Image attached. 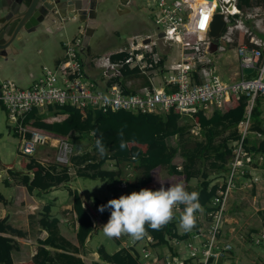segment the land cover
<instances>
[{
	"label": "crops",
	"instance_id": "obj_1",
	"mask_svg": "<svg viewBox=\"0 0 264 264\" xmlns=\"http://www.w3.org/2000/svg\"><path fill=\"white\" fill-rule=\"evenodd\" d=\"M133 1L134 4L128 6L129 10L124 11L122 14L118 13L116 9H111L109 11L103 9L100 10V12H102L100 16L102 27L90 37L88 47H85L82 43V47L79 49L80 59L83 61L86 75L90 80L95 81L100 88H104L112 83H117L121 84L129 92L140 93L144 91L145 88H150L152 86L163 87L169 91L173 90L177 88L176 85L166 84L171 65L181 61L185 52L181 45L165 41L161 30L154 23V16L148 15V12L142 6L143 1L145 0ZM257 3L258 0H251V5L245 8H250ZM8 8L9 6L6 3V0H0V14ZM152 11L154 15H156L157 11L153 9ZM74 22L75 24H73V27L60 29L57 27L59 22L56 20H47L43 24H40L36 31L22 37L16 42L17 44L14 48V53L10 55L8 59L0 58V83L12 80L22 87H29L37 81L44 66L52 68L58 67L65 59L64 44L74 38L81 37V31H83V29L77 18L74 19ZM230 25L232 24L228 22L227 27L223 32V38H220L218 49L212 52L210 51V45L209 53L207 55V60H210V65L207 62L198 66L191 72L193 82H203L206 79L204 68L208 67H214L216 71L220 70L224 75H228L229 80H225L224 77L219 74L221 78L227 82L241 78H252L254 76L255 73H253V69L252 72L249 73L242 69L237 51L235 53L232 52L233 47H236L237 42L239 41V34L234 32L228 34L227 30L228 28L230 29ZM126 28H128L131 33L129 36L131 41L138 40L149 43L152 49L149 58L152 59L155 57L158 59L159 62L156 65L157 67L152 68L149 74L143 73L140 69L131 68L127 65L120 68L117 66H109L107 69L98 66L97 61L100 57L109 56L113 63H117L119 60L125 59L128 56L127 50L129 48H126L127 46L118 45L119 39ZM211 39V41H213L212 37ZM245 40L246 39L244 38L241 42H247V40ZM139 51L141 50H137V52ZM225 52L227 53L226 55ZM124 55L125 57H122ZM257 95L262 98L263 112L261 117L263 123L261 126L263 130L264 95L261 93H258ZM232 107H234V104L232 100H230L223 108L215 107L210 111L200 110L199 112H201L205 118L209 119L215 114L224 113ZM48 108L49 106L44 109H39L40 111L37 114V117H40L46 122H60L67 117V114H57L55 109L50 110ZM188 118L190 119V131L195 124H199L200 134L199 136H194L203 140L202 124L195 119V116L181 115L180 123H186ZM245 119L246 115L242 121ZM33 120L34 119H32L30 123H32ZM242 121H240V123ZM240 123L238 125L239 137L234 140H232L233 138H230L229 140L228 137H231L233 128L225 127V122H222L218 128L220 135L215 139V142L220 143L223 139L227 138L228 143H231L232 150H234L236 141L242 136ZM256 131L259 130H254L251 126L249 133H253L254 136L249 138L247 135L246 141L247 150L254 158L264 155V153L255 150L263 142L257 136ZM6 137H9V140H19L17 143L18 152L21 154L19 151L21 141L20 135L15 129L8 112L0 103V145L3 144V140ZM169 139L170 138L167 140L168 143L174 145L169 142ZM81 142H86L87 146L92 148V140L90 138L88 140L82 139L80 143ZM41 147L42 146L38 148L34 156L29 157L21 154L26 161L18 160L19 165H21L20 169H16L14 166L13 163L16 162L15 160H10L9 157L2 152L4 164L2 165V163H0V197H2V200L0 201V220L6 219V224L18 232L2 231L0 232V235L13 239L14 245L10 251L12 263L116 264L115 262L110 263L101 256L100 249H104V251L111 256L123 250L129 252L131 256L136 258L138 263L141 264L142 255H139L140 250L137 248L139 245L138 241L133 242L127 235H122L119 239H109L102 231V226L107 223L109 218L106 217L105 211L101 213L98 210L100 205L96 203V199L108 200L112 197L119 198L121 196L119 195V192L116 195H112L110 198H104L103 196L97 198L94 197L90 198V201L87 202L85 200V191L88 189L87 187L89 186V183L86 184V181H83L101 180L107 191L113 190L117 187V189L122 191L123 195H127L129 194L130 187H133L136 191L140 188L133 186V183L137 180V177L134 178L136 172L128 167L125 170L124 176L114 182L102 179H90L78 176L77 174L72 175L68 173L70 176L69 180L61 181L59 184L53 185L46 190L41 188H33L32 190H29L27 184L24 182V177L25 175H28L30 180H33L35 174L24 165L32 158L45 164L55 162L56 148L47 145L45 149L42 150ZM51 155L54 156V159ZM181 163H183V161ZM109 166H111V164H109ZM255 168L254 175L258 178L255 183H257L262 175L259 173L258 168ZM193 180L190 182V185L196 187L195 181L197 179ZM93 185L97 184L94 183ZM250 185L253 184L251 183ZM243 187L244 186H241L234 190L228 200L226 212L227 221L225 222L222 234L220 235L219 245L224 247L226 244L230 243L232 249L225 253V256L220 261H213L211 264H258V258L256 255L246 252L244 242L251 238L254 233L262 232L264 229V213H262L263 215H260L259 218V212L262 211H258V209L255 208L258 215H255L254 220H252L249 214L250 209L248 207L242 209L240 205L241 202H239L240 196H238L237 190H240ZM219 188L217 189V193ZM235 191L237 192L235 193ZM77 195L81 200L82 207L80 208L87 211L92 222V229L86 236L82 235L80 231V210L79 204L76 201ZM47 206H50L49 210L46 208ZM176 208L177 209H174L175 218L172 221H175L180 235H189L188 240L184 241L177 238L170 240L171 247L174 248V251L169 246L158 242L154 235L147 231L146 243L143 245L142 250H149L148 248L152 247L157 251V254L153 255V257H158L159 259L167 256H172L175 259L185 258L186 261L189 260L187 264H196L195 261L192 262L189 258L181 256L179 251L183 248L189 250L187 244L193 240L194 236L198 232H203L209 229V219L207 220L209 217L201 209L195 214L196 223L193 229L185 232L183 229H179V218H176V216L182 211L181 207L177 206ZM111 240H113V242ZM201 240H203V238H201ZM174 241H178V244L175 245ZM231 241L236 242L238 250L234 248ZM163 246H165L166 249L161 252L160 248ZM168 252H170V255H163ZM161 253L162 255H160Z\"/></svg>",
	"mask_w": 264,
	"mask_h": 264
},
{
	"label": "built area",
	"instance_id": "obj_2",
	"mask_svg": "<svg viewBox=\"0 0 264 264\" xmlns=\"http://www.w3.org/2000/svg\"><path fill=\"white\" fill-rule=\"evenodd\" d=\"M157 13L154 23L159 27L166 42L181 45L185 52L182 60L171 65L167 85H176L173 90L152 86L142 92H129L121 84L112 83L104 88L90 80L86 75L79 49L82 38H74L65 45V59L56 68L44 66L40 76L33 85L22 87L15 81L0 83V103L20 135L19 151L24 156H34L40 146L56 148L55 162L59 165H72L75 155L74 144L67 137L54 135L32 128L24 123L26 115L34 108L44 109L53 105H72L77 108H92L108 111H130L133 113H155L165 115L172 109L181 115H194L200 110L210 111L212 108H223L231 100V96L245 94L250 97L246 119L240 123L242 136L236 141L234 155L230 162V170L224 183H220L218 193L213 200V209L208 212L209 229L198 232L187 246L189 259L196 264H211L220 261L232 245H219L220 235L227 221V203L231 193L241 186H250L258 178L254 175L255 166L264 164V155L254 158L247 150V135L251 128V112L256 95H264V49L263 45L242 43L237 47V54L242 69L252 68V78H241L224 81L214 67L204 68L206 79L193 82L191 72L198 66L209 63L207 55L212 43L209 37L210 25L218 5L228 22L240 14L237 0H145ZM220 2V4H219ZM225 3H231L227 6ZM231 27V25H230ZM223 38V37H222ZM137 50H141L137 52ZM125 59L113 63L109 56L100 57L98 66L107 69L109 66H129L149 74L157 67L158 59H150L152 49L144 41H131ZM153 55V54H152ZM191 132L200 134L199 124H195ZM264 140L263 130L256 131ZM45 164V163H43ZM181 169V166H179ZM251 175V176H250ZM203 238V240H201ZM257 239V242H260ZM178 244V241H174ZM202 253V255H201ZM201 255V256H200ZM166 264H187L185 258L164 257ZM141 264H159L160 259L153 257L149 250H144ZM190 264V263H188Z\"/></svg>",
	"mask_w": 264,
	"mask_h": 264
},
{
	"label": "trees",
	"instance_id": "obj_3",
	"mask_svg": "<svg viewBox=\"0 0 264 264\" xmlns=\"http://www.w3.org/2000/svg\"><path fill=\"white\" fill-rule=\"evenodd\" d=\"M250 5L251 0H237V7L241 11ZM239 17L240 14L233 16V18ZM249 99L250 97L245 94L233 95L231 100L234 107L224 113L215 114L209 119L205 118L201 112L194 114L195 119L202 124L203 140L197 139L190 131L189 121L180 123L181 114L173 109L163 116L155 113L134 114L124 110L103 112L89 107L55 105L49 106L48 109H55L57 114H67V117L60 122H46L37 117L40 110L34 108L30 114H27L25 124L47 133L67 137L76 146L82 139L90 138L92 150L75 154L72 165L65 166L56 162L43 164L32 158L24 166L34 172L35 178L30 180V177L25 175L24 182L29 190L33 188L46 190L61 181L69 180L68 172L72 166L76 168L78 176L114 182L122 178L129 167L136 174L138 173L137 180L133 183L134 187L158 190L161 186L167 188L171 183H181L187 191L198 192L201 209L207 215L214 208L213 200L220 183L223 182L225 187L233 158L232 146L227 138L220 143L215 142L220 135L219 125L225 122V127L233 128L231 137H228L229 140L238 138V125L245 118ZM262 112V98L257 95L251 112V126L254 130H262ZM32 119L34 120L30 123ZM173 136L179 137L178 145L168 143V138ZM255 150L264 153V141ZM178 153L184 157L181 169L174 163ZM107 163L112 167H105ZM164 167L169 171L171 178L162 181L157 179L156 175L158 170ZM172 179L173 181L170 182ZM193 179L200 180L196 187L190 185ZM114 198L118 197L110 199ZM110 199H96V203L100 206L106 205ZM1 200L2 197H0ZM76 201L80 210V231L86 236L92 229V222L87 211L80 208L82 206L78 195ZM180 207L182 210L183 206ZM46 208L49 210L50 206ZM105 212L106 217L109 218L110 210L105 209ZM6 221V219L0 220V232H18L7 225ZM146 230L153 234L158 242L169 245L173 250L170 240L177 238L186 241L189 238L188 234H179L175 221H171L160 230H152L150 227ZM13 245V239L0 235V264H13L10 258ZM100 254L110 263L139 264L136 258L124 250L111 256L104 249H100ZM159 264H166L164 257L160 259Z\"/></svg>",
	"mask_w": 264,
	"mask_h": 264
},
{
	"label": "rangeland",
	"instance_id": "obj_4",
	"mask_svg": "<svg viewBox=\"0 0 264 264\" xmlns=\"http://www.w3.org/2000/svg\"><path fill=\"white\" fill-rule=\"evenodd\" d=\"M257 4L253 5L250 8L243 9V11H240V18L236 19V21L233 20L235 22H230L232 25H231L230 29L228 28V30H227L228 34L233 33V32L239 34V41L237 42L236 47L235 46L233 47V50H234V51L232 50L233 53H235L237 51L238 45H240L242 43H247V44L259 43V44L263 45L262 47L264 49V0H258ZM142 6L146 9V11L148 12V15L154 16L152 8L150 6H148L147 1H143ZM151 14H153V15H151ZM130 35H131L130 31L128 30V28H126L123 31L121 38L119 39L118 45L127 46L126 48H129L130 47V41H131L129 38ZM244 38L247 40V42H241ZM240 39H242V40H240ZM231 42H234V41H231ZM226 52H225V55L227 54ZM224 57H226V56H224ZM218 69H219V67H218ZM217 72H218V74H221L225 80H229L228 75H224L220 70H217ZM156 82H157V80H156ZM186 121H190V119L188 118V120H186ZM195 135L199 136V134H195ZM252 136H254L253 133L248 134L249 138H251ZM9 137H6L3 140V144L0 145V162L2 163V165L4 164V159H3V155H2V152H3L6 154L7 157H9L10 160H12V161L15 160L16 162L13 163L14 166L16 167V169H20L21 165H19L18 160L19 159H20V161L21 160L26 161V160L18 152V144L17 143L19 142V140H17V141H16V139L9 140ZM88 139L89 138H85V140H88ZM178 139H179V137H172L169 139V142L174 144V145H178ZM73 144H74V151L76 154L81 153V152L83 153V151L92 150V148H89L87 146L86 142L78 143L77 146L75 145V143H73ZM45 147L46 146H42L41 147L42 150H44ZM55 153H56V149H55ZM49 156H50V154H49ZM51 156H53V155H51ZM52 158L54 159V156ZM174 161H175L174 163H177L176 165L182 166L181 162L184 161V157L178 153L176 155V157L174 158ZM52 163H55V162H52ZM253 165L258 168L259 173L262 175L261 179L258 180L257 183H255V182L252 183L253 185L244 186L242 189L237 190L238 192L235 191V193L237 192L238 196H240L239 202H241L240 205H241L242 209L247 208V207L250 209L249 214H250L252 220H254L255 215H258L256 209H258V211L259 210L262 211V212H259V218H260V215H263L262 213H264V164L263 165H257V163H254ZM105 167H109V163L105 164ZM68 173H70L72 175L76 174V168L74 166H72ZM137 175L138 174H135L134 178L138 177ZM156 178L163 181L164 179L171 178V177L169 176V171L167 170V168L164 167V168H161L158 170ZM83 181H86L85 182L86 184L89 183V186L87 187L88 189H86V191H85L86 192L85 200L87 202L90 201V198H94V197L97 198V197L103 196L104 198H110L112 195L118 194V192H119V195H123L122 191L120 189H117V187L113 190L107 191L105 189V187L103 186L101 180H97V181L83 180ZM172 181H173V179L170 182H172ZM196 181H195V184L197 186L200 180L197 179ZM94 183H96L97 185H93ZM167 187H169V186H167ZM101 189H105V190H101ZM140 190H141V188H138L137 192ZM133 191H136V189H134L133 187H130L129 188V194ZM175 209H177V208H175ZM176 218H179V214L176 216ZM263 226H264V224H263ZM178 227H179V223H178ZM179 229H181V228L179 227ZM257 239H260L261 241L257 242ZM111 241L113 242V240H111ZM138 242H139V245L137 246V248L140 250L139 255H144V250H142V247L146 243V236L144 238L138 240ZM231 242H232L234 248L236 250H238V245H236V242L235 241H231ZM175 245H177V244H175ZM167 246H169V245H167ZM244 248L246 249L247 253H251V254L256 255V257L258 258V264H264L263 263V261H264V229L262 230V232L254 233L251 238L247 239L244 242ZM148 249L150 250V253L152 255L157 254L156 253L157 251H155L152 247H149ZM165 249H166V247L163 246L162 248H160V251L162 252ZM179 253L181 256H185L186 258L189 257V250H187L186 248L180 249ZM160 255H162V253ZM163 255H170V252H168L167 254H163ZM176 259H179V258H176Z\"/></svg>",
	"mask_w": 264,
	"mask_h": 264
},
{
	"label": "water",
	"instance_id": "obj_5",
	"mask_svg": "<svg viewBox=\"0 0 264 264\" xmlns=\"http://www.w3.org/2000/svg\"><path fill=\"white\" fill-rule=\"evenodd\" d=\"M214 1V0H211ZM9 8L0 14V58L8 59L14 53L16 42L37 30L47 20L59 22L60 29H68L77 18L83 31V45L88 47L90 37L102 27L100 10L116 9L118 13L129 10L133 0H6ZM220 4V2H219ZM231 6V3H225ZM126 9V10H124ZM218 5L213 15L209 34L213 38L210 51L218 49L220 38L227 27V19ZM81 29V30H82ZM252 72V68H245ZM1 163V162H0Z\"/></svg>",
	"mask_w": 264,
	"mask_h": 264
},
{
	"label": "clouds",
	"instance_id": "obj_6",
	"mask_svg": "<svg viewBox=\"0 0 264 264\" xmlns=\"http://www.w3.org/2000/svg\"><path fill=\"white\" fill-rule=\"evenodd\" d=\"M181 205L179 227L188 232L195 226V214L201 210V205L199 193L187 191L181 183L171 184L167 188L161 186L158 190L143 188L110 199L98 209L101 213L105 209L110 210L109 219L102 226L103 234L109 239L127 235L133 242L138 241L147 235L148 227L160 230L170 223L175 218L174 209Z\"/></svg>",
	"mask_w": 264,
	"mask_h": 264
}]
</instances>
